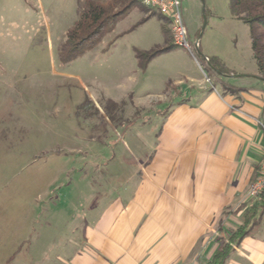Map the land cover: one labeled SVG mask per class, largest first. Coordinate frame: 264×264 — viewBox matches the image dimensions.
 <instances>
[{
	"label": "rangeland",
	"instance_id": "rangeland-1",
	"mask_svg": "<svg viewBox=\"0 0 264 264\" xmlns=\"http://www.w3.org/2000/svg\"><path fill=\"white\" fill-rule=\"evenodd\" d=\"M86 1L0 0V264H60L87 190L119 187L110 177L131 170L132 155L153 153L160 112L171 109L160 95L179 77L175 61L191 60L205 80L212 55L236 75L255 69L250 27L232 18L229 0L182 1L201 50L176 46L147 74L135 50L165 45V17L149 10L156 15L142 23L141 4L67 62L60 47Z\"/></svg>",
	"mask_w": 264,
	"mask_h": 264
},
{
	"label": "crops",
	"instance_id": "crops-1",
	"mask_svg": "<svg viewBox=\"0 0 264 264\" xmlns=\"http://www.w3.org/2000/svg\"><path fill=\"white\" fill-rule=\"evenodd\" d=\"M212 57L231 74L209 68L211 84L193 75L191 60L173 63L179 77L160 95L171 109L160 112L153 153L132 155L131 170L110 177L119 187L87 190L60 264H207L230 243L254 201L248 191L264 157V80L256 62L236 75ZM233 249L225 264H264V215Z\"/></svg>",
	"mask_w": 264,
	"mask_h": 264
},
{
	"label": "trees",
	"instance_id": "trees-1",
	"mask_svg": "<svg viewBox=\"0 0 264 264\" xmlns=\"http://www.w3.org/2000/svg\"><path fill=\"white\" fill-rule=\"evenodd\" d=\"M135 5H139L137 0H87L83 15L69 29L65 41L61 44L60 52L63 59L67 62L73 61L83 55L87 49L97 46ZM229 9L233 19L250 27L258 75L264 80V0H229ZM143 10L147 13V17L142 23L156 15V13H151L149 8L144 7ZM161 19L163 20L162 31L165 45L154 46L145 51L135 50V57L141 70H146L152 60L176 47L171 22L162 17ZM208 59L210 69L226 75L231 74L219 58ZM260 168L261 165L255 173L253 182L259 177ZM263 215L264 191L246 206L242 224L229 236L230 243H222L207 264H225L234 251L233 245H240L246 237L253 234L260 227Z\"/></svg>",
	"mask_w": 264,
	"mask_h": 264
},
{
	"label": "built area",
	"instance_id": "built-area-1",
	"mask_svg": "<svg viewBox=\"0 0 264 264\" xmlns=\"http://www.w3.org/2000/svg\"><path fill=\"white\" fill-rule=\"evenodd\" d=\"M183 0H137V2L151 10H156L171 22L174 44L187 50L193 56L196 51H199L200 40L190 41L187 28L183 16L182 8ZM209 64V59L205 58ZM206 82L211 84V81L206 78ZM264 191V157L261 163L260 175L249 188L248 196L251 199H256Z\"/></svg>",
	"mask_w": 264,
	"mask_h": 264
},
{
	"label": "water",
	"instance_id": "water-1",
	"mask_svg": "<svg viewBox=\"0 0 264 264\" xmlns=\"http://www.w3.org/2000/svg\"><path fill=\"white\" fill-rule=\"evenodd\" d=\"M205 25H206V23H205Z\"/></svg>",
	"mask_w": 264,
	"mask_h": 264
}]
</instances>
